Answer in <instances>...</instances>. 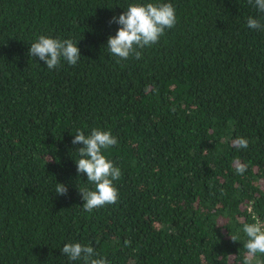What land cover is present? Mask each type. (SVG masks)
Segmentation results:
<instances>
[{
	"label": "trees",
	"instance_id": "trees-1",
	"mask_svg": "<svg viewBox=\"0 0 264 264\" xmlns=\"http://www.w3.org/2000/svg\"><path fill=\"white\" fill-rule=\"evenodd\" d=\"M147 3L177 23L118 63L109 21ZM249 17L264 22L249 0H0V264H83L66 243L110 264H242L243 225L264 229V30ZM41 35L76 42L78 63L30 57ZM94 128L118 139L102 154L121 177L117 203L89 213L72 140Z\"/></svg>",
	"mask_w": 264,
	"mask_h": 264
},
{
	"label": "clouds",
	"instance_id": "clouds-1",
	"mask_svg": "<svg viewBox=\"0 0 264 264\" xmlns=\"http://www.w3.org/2000/svg\"><path fill=\"white\" fill-rule=\"evenodd\" d=\"M255 8L264 13V0H249ZM109 23L121 25L115 36H109L107 46L109 53L117 57V62L135 56L141 58V51L159 42L167 29H172L177 23L176 10L171 3L131 4L126 11L118 17H113ZM247 27L254 30H264V22L253 17L247 20ZM79 43V42H78ZM30 57L44 61L49 70L58 69L61 61L69 65H76L81 58L80 48L72 39H57L45 35L31 43L28 51ZM73 145L82 144L77 151L79 159L76 160L77 172L87 175V182L94 185V190L79 187L82 199L85 201L83 209L92 212L100 207L117 203L119 193L114 186V181L121 177V169L102 154V150L109 149L118 144V139L110 131L92 129L90 135H85L82 130H77L72 140ZM233 144L238 149H247L249 141L244 137H237ZM247 166L237 162V174H244ZM68 192L66 185L58 183L55 193L65 195ZM243 232L247 240L243 247L247 255L242 264H252L256 254H264V229L260 223H245ZM233 241L237 239L231 236ZM62 253L70 261H83V264H110L107 258L100 257L90 245L80 243H66Z\"/></svg>",
	"mask_w": 264,
	"mask_h": 264
}]
</instances>
